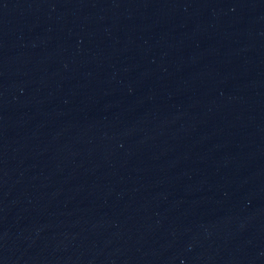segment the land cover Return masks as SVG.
<instances>
[{"label":"water","instance_id":"1","mask_svg":"<svg viewBox=\"0 0 264 264\" xmlns=\"http://www.w3.org/2000/svg\"><path fill=\"white\" fill-rule=\"evenodd\" d=\"M0 264H264V0H0Z\"/></svg>","mask_w":264,"mask_h":264}]
</instances>
